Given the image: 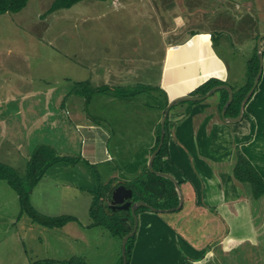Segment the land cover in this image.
<instances>
[{"label":"rangeland","instance_id":"374dc122","mask_svg":"<svg viewBox=\"0 0 264 264\" xmlns=\"http://www.w3.org/2000/svg\"><path fill=\"white\" fill-rule=\"evenodd\" d=\"M53 1L30 0L21 12L0 16V166L15 174L30 192L24 211L9 175L0 172V264H125L123 239L108 226L113 213L98 202L116 182L133 185L140 176V164L162 115L153 108L156 94L143 89L159 86L167 46L186 43L191 29L204 33L188 46H172L168 52V81L177 80L171 96L191 92L207 79L199 70L210 64L222 69V63L230 70L231 81H241L247 62L255 56L253 46L258 47L264 36V13L249 5L259 0H230L219 6L218 0H188V7L180 6L182 0H87L50 13ZM241 1L249 6H236ZM161 31L170 34L164 37ZM208 32L215 35L220 59ZM260 67L264 74V58ZM79 82H90L94 89L108 88L94 96L90 105L76 99V107L71 97L62 106ZM260 84L257 92H264V76ZM137 88L140 94L136 96ZM261 105L264 97L246 105L244 112L258 132V146L264 144ZM85 107L99 123L110 122L115 137L101 145L99 152L103 156L106 150L113 153V162L88 164L91 147L83 143L85 138L77 128L86 122ZM40 145L73 161L49 168L30 191L28 163ZM180 212L161 213L160 218L169 220ZM61 217L74 221L62 227L42 222ZM243 223L233 233L247 237L248 245L254 239ZM259 224L260 238L264 224ZM223 227L227 229H219L220 236L229 233L228 225ZM196 229L195 223L190 225V231ZM161 237L168 242L164 234ZM256 250L250 248L253 255ZM242 253L237 248L239 263Z\"/></svg>","mask_w":264,"mask_h":264},{"label":"crops","instance_id":"0c3cea01","mask_svg":"<svg viewBox=\"0 0 264 264\" xmlns=\"http://www.w3.org/2000/svg\"><path fill=\"white\" fill-rule=\"evenodd\" d=\"M228 1L230 0H218V6ZM231 1L236 2L237 0ZM263 1L260 2L259 0L256 4L249 2V5L262 9L264 13ZM241 2L236 6H249ZM187 3L188 0H182L180 6L188 7L189 4ZM228 15L231 17V14ZM180 19L182 23L183 19L181 17ZM162 33L164 37L168 35L167 33L170 34L168 31ZM188 33L193 34L191 37L188 36L186 43L167 46L165 50L166 61L172 46H188L187 44L191 39L204 32H195L191 29ZM208 34L212 46L215 35L212 32H208ZM212 49L218 57L215 42ZM253 50H257V45L253 46ZM262 52L264 58V39L262 40ZM251 54L253 55L252 51ZM251 60L252 58L249 62ZM166 61L163 65L165 67L160 84L153 87L160 90H151V93L156 94L153 108L154 110H160L162 115L152 131L154 140L140 164V176L144 174V168L148 166L153 154L152 150L156 146L155 142L157 143L158 128L165 115V110H162L163 105L166 103L169 105L179 97L190 96L192 92L211 78L220 80L222 85L231 86L234 94L242 90L248 82L249 62H247L246 70L243 72V79L239 81V78H237L234 82L231 81L228 67L221 63L222 69H216L215 65L210 64L205 70H199V75L207 77V79L191 92L172 97L170 91L172 92L176 86L177 80H174V82L168 81L170 69H168ZM215 73H219L221 77L214 76ZM263 76L262 73L260 81H262ZM260 85L259 83V89ZM257 88L254 96L249 100L248 106L252 105L259 97H264V92H257ZM109 91L117 94L116 89H109ZM144 92L147 93L148 91ZM221 97L222 93H215L206 100L196 101V104L185 101L170 109L167 118L170 122V159L166 161L165 167L168 174L177 183L182 184L185 201L180 210H173L181 211V214H176L169 220H162L160 218L161 213H156L157 216L151 210L137 215L139 226L131 258L132 264H234L239 263L235 260L238 255L237 248L239 247L245 252L242 253L243 260L239 264H253L256 261L264 264V234L259 238L257 232L258 226H260L259 223L262 221V225L264 224V197L259 200L254 199L250 186L237 181L233 174L236 152L240 149L264 179V144L255 145L258 132L254 131L252 122L249 119L247 120L245 116L239 123H228L223 119L219 111ZM73 98L71 102L76 106V99L79 98ZM263 107L261 105V108ZM83 113L86 115V122L78 125L77 128L83 129L82 134L86 139V141L84 139V144L87 145L89 142L88 146L91 147L88 150L89 161H91L89 164L94 166L113 162L116 159L113 153L106 150V156H103L99 152L101 145H108L115 137L111 131L110 122L103 121L104 123H99L98 119L89 110H86V107ZM80 116L81 114H78L77 118ZM119 148L117 146L116 150ZM118 186L119 182H116L112 189ZM104 205H107V202ZM203 216H205L204 220ZM243 222L246 223L247 231L252 232L250 236L254 239V242L248 245H245L248 242H244L248 239L247 237L237 236L233 233L238 227H241L240 225ZM184 223L185 225H183ZM193 223H195L197 229L190 231V225ZM223 225H228L230 230L228 235L220 236L219 229H227ZM163 234L166 236L167 243H164V238L161 237ZM251 247H257L254 255L250 252Z\"/></svg>","mask_w":264,"mask_h":264},{"label":"trees","instance_id":"16d2710c","mask_svg":"<svg viewBox=\"0 0 264 264\" xmlns=\"http://www.w3.org/2000/svg\"><path fill=\"white\" fill-rule=\"evenodd\" d=\"M29 1L30 0H0V16L7 13L21 12L23 9L26 8ZM84 1L87 0H54L49 12L52 13L61 9H71L72 7ZM93 1L105 2L107 0H93ZM249 63H250L249 71H248L249 77H248L247 85L244 88H242V90L234 94V100L229 106L226 113V117L228 118H236L239 116L241 111V104L245 99L246 95L248 94V92L251 90V88L254 85L255 78L260 70V60L258 57L257 50L255 56L252 58V60ZM219 75L214 74V76L216 77H221V75L220 76ZM219 85H222V82L220 80L211 78L210 80L206 81L204 84L199 86L194 92L190 94V96H195V97L205 96L211 89ZM107 88L108 87L94 89L91 86L90 82L76 83L72 91L64 99L62 106L64 103H66L67 99L71 97H77L79 99H83L86 101V104H89L94 96L101 93L103 94L107 90ZM138 89L139 88L134 90V94L136 96L140 94V91H137ZM158 89L159 88L146 87V89L145 88L143 89V92L148 91L151 93V90L155 91ZM219 93H222L221 103L219 107V111L222 116V110L229 99V93L226 90L219 91ZM190 103L196 104L197 102H190ZM167 108H168V103L163 105L162 110L166 111ZM169 127H170V122L169 119H167L165 123V138L163 141V145L153 163V168L155 171L167 173V174L168 172L165 166L167 164L166 161L170 159ZM160 142H161V126L158 133L157 143L155 148L152 150V153L158 148ZM72 159L73 158L71 157L60 156L56 152V150L50 148V146L40 145L36 147L28 163L27 180H29L28 183H29L30 191L43 178V176L46 174L49 168L63 161H67V162L73 161ZM77 162H79V160H77ZM0 172H2V175L5 177H8L9 175V182L12 186H14V189L16 190L17 194L20 197V201L22 203L24 211H26L27 208L29 207L28 196L30 192L26 191V189L22 187L21 182H19V179L15 176V174H13V176L10 174L9 169L5 168L4 166H0ZM233 174L237 181L247 184L251 187L252 195L254 199L259 200L262 197H264V179L262 178L260 173L256 170V168L253 166V164L240 151V149H238V151L236 152V163L234 166ZM178 184L182 189V184L181 183ZM125 185L127 188L133 190V199H132L133 203L138 201H144L148 205L158 210H174L179 206V202H180L179 195L176 190L175 184L169 179L157 176L155 173L151 172L148 166L146 167L144 174H142L135 180V184L132 185V183L130 182V184H125ZM113 190L114 189L108 191L110 192L109 195H107L108 192H106L102 197L101 201L98 202L100 203V205L102 204L104 208H108V204L110 203ZM105 196L107 197L105 198ZM105 202H107V205H104ZM148 211H150L148 208L140 207L137 210L136 214L138 215L139 213L148 212ZM110 212H112L113 215H112V221L108 223V226L111 227L112 229H117V234L121 236V239H123L127 234L131 232V229L128 228V223L125 222L123 219L128 217L133 227L134 218L132 217L130 211H115V212L110 211ZM72 221H74L72 217H61L56 219L43 218L42 220V222L49 227H62ZM135 240H136V236L131 238L128 242L127 264L130 263V258L133 253Z\"/></svg>","mask_w":264,"mask_h":264},{"label":"water","instance_id":"95a60500","mask_svg":"<svg viewBox=\"0 0 264 264\" xmlns=\"http://www.w3.org/2000/svg\"><path fill=\"white\" fill-rule=\"evenodd\" d=\"M263 39H264V36L261 37L258 40V47H257L258 48V56H259V59H260V62H261V66L263 64V52H262V40ZM262 73H263V69H262V67H260V70H259V72H258V74H257V76L255 78L254 85L251 88V90L248 92V94L246 95L245 99L243 100V102L241 104L240 114L236 118H228V117H226L227 110H228L229 106L231 105V103L234 100V91L228 85L216 86L213 89H211L205 96H202V97H195V96L179 97V98L173 100L168 105V108L165 111V115L163 117L162 125H161V129H162V131H161V142H160L158 148L153 152V154H152V156H151V158L149 160L148 167L151 170V172L155 173L157 176L169 179L175 184L176 190H177L178 195H179V201L180 202H179V206L176 209H174V210H180L183 207L185 198H184V194L182 192V189L179 186V184L176 182V180L171 175H169L167 173L157 172L153 168L154 160L156 159V157H157V155H158V153L161 150L162 145H163V141H164V138H165V123L167 121L170 109L173 106H175L176 104L180 103V102H185V101H189V102L203 101V100H206V99L210 98L213 94H215L218 91L226 90L229 93V99H228L225 107L222 110V117L228 123H239L244 117V112H245L246 105L248 104L249 100L253 96L256 88L258 87V85L260 83V80H261V77H262ZM132 199H133V190L127 188L124 183L119 182V186L116 187L113 190V192H112L111 199H110V204L108 205V210H111V211H114V212L115 211H130L132 217L134 218V226L133 227H132L128 217L123 219L125 222L128 223V228L131 229V232L129 234H127L123 238V243H122L123 257H124V263L125 264H127V245H128V242H129V240L131 238L136 236V233H137V230H138V226H139V220H138V216L136 214L137 210L140 207H146V208H148L149 210H151L152 212H155V213H165V212H168V211H173V210H158V209L153 208L152 206L148 205L144 201H138V202L133 203Z\"/></svg>","mask_w":264,"mask_h":264},{"label":"built area","instance_id":"2783aa9c","mask_svg":"<svg viewBox=\"0 0 264 264\" xmlns=\"http://www.w3.org/2000/svg\"><path fill=\"white\" fill-rule=\"evenodd\" d=\"M79 129H80V128H79ZM79 129H78V132H79V133H82V131H81V130H79ZM83 143H84V140H83ZM110 160H111V159H110Z\"/></svg>","mask_w":264,"mask_h":264},{"label":"flooded vegetation","instance_id":"af4514ba","mask_svg":"<svg viewBox=\"0 0 264 264\" xmlns=\"http://www.w3.org/2000/svg\"><path fill=\"white\" fill-rule=\"evenodd\" d=\"M109 204H110V203H109ZM109 204H108V205H109Z\"/></svg>","mask_w":264,"mask_h":264}]
</instances>
